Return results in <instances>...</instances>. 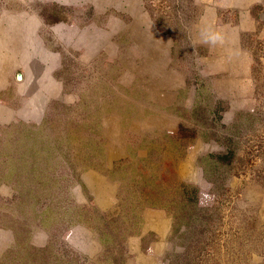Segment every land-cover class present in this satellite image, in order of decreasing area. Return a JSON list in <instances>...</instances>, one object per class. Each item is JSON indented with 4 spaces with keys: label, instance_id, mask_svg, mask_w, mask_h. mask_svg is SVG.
Segmentation results:
<instances>
[{
    "label": "rangeland",
    "instance_id": "obj_1",
    "mask_svg": "<svg viewBox=\"0 0 264 264\" xmlns=\"http://www.w3.org/2000/svg\"><path fill=\"white\" fill-rule=\"evenodd\" d=\"M248 1L220 9L251 10L249 71L227 97L224 81L218 96L195 78L199 56L177 22L199 0H0V264H113L94 207L114 220L126 264H168L182 192L217 214L200 264H264V0ZM139 9L157 35L171 31L172 70L188 76L169 105L148 88L166 77L162 59L139 60L129 40L149 37ZM25 33L28 61L10 62L4 47ZM228 139L236 155L219 191L197 159Z\"/></svg>",
    "mask_w": 264,
    "mask_h": 264
},
{
    "label": "crops",
    "instance_id": "obj_2",
    "mask_svg": "<svg viewBox=\"0 0 264 264\" xmlns=\"http://www.w3.org/2000/svg\"><path fill=\"white\" fill-rule=\"evenodd\" d=\"M199 2H201L200 10H188L190 13L189 17L180 18L177 21L181 29L187 30L188 36L191 37V44L194 50L196 49L197 56H199L200 65L198 64L194 73L196 74L198 71L200 75H196L195 78L210 79L211 84L215 83V92L218 96H220V81L222 80L227 84V88L222 89L225 91V96H234L237 83L247 78L250 66L249 55L243 48L240 38L243 32L250 31V27L246 29V26L249 25L248 17L250 18L251 10H220L221 8L241 9L242 6H235L236 0H206L205 5L202 4L203 1L199 0ZM242 4H244V1ZM245 8L246 6L243 7V9ZM142 10L145 11V9ZM234 12L237 16V21H230L223 17ZM146 14L148 19L145 18L143 11L139 9L137 21L139 31L146 30L147 34L149 33V37H145V39L133 37L129 40L133 49L137 50L138 55L141 57L139 60L160 63L159 60L162 59L164 64L163 71L166 77L163 79L162 84L158 81L153 85L148 84V88L155 96L154 102L157 101L169 105L175 102L179 92L187 88L188 76L172 70L171 64L175 41L172 39L171 31L161 32L157 35L156 30L158 29L151 18V14L149 12H146ZM122 32L126 33L125 28H122ZM15 37L17 35L10 32V38L13 39ZM18 40L21 43L17 46L10 41L9 48L4 47V55L9 58L10 62L26 63L29 55L27 33L24 35L20 34L19 38H16L14 42H18ZM22 40H24V43H22ZM17 56L21 58L17 59ZM133 82L134 80L130 82V85ZM160 89L161 91H159ZM154 119L163 118L156 116ZM157 218L165 225L166 220L162 216ZM154 233L158 234L159 232L155 231Z\"/></svg>",
    "mask_w": 264,
    "mask_h": 264
},
{
    "label": "trees",
    "instance_id": "obj_3",
    "mask_svg": "<svg viewBox=\"0 0 264 264\" xmlns=\"http://www.w3.org/2000/svg\"><path fill=\"white\" fill-rule=\"evenodd\" d=\"M225 148L224 152L208 154L197 159L212 189L218 188L219 191L228 189L229 174L232 175L231 165L236 155L232 140H227ZM194 191L191 190L193 194ZM178 203L173 213L174 230L179 231V227L183 226L184 231L179 235L180 240L176 238L177 243L170 238L171 247L166 253L168 264H200L196 255L204 253V248L211 244L214 232L210 226L213 227L217 214L215 211L207 213V209H200L196 206L197 199L185 192H182L181 201ZM93 212L98 216V220L92 224L91 230L101 246L104 260L113 264H126L125 245L115 234L114 220L101 214L96 207ZM41 262L44 261L39 263Z\"/></svg>",
    "mask_w": 264,
    "mask_h": 264
},
{
    "label": "water",
    "instance_id": "obj_4",
    "mask_svg": "<svg viewBox=\"0 0 264 264\" xmlns=\"http://www.w3.org/2000/svg\"><path fill=\"white\" fill-rule=\"evenodd\" d=\"M260 19H264V14H260ZM16 79L18 81H20L22 79V75L21 74H17Z\"/></svg>",
    "mask_w": 264,
    "mask_h": 264
}]
</instances>
